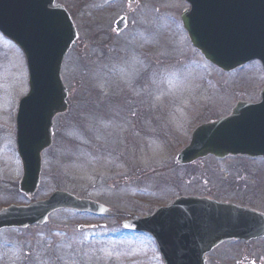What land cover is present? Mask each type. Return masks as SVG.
<instances>
[{
	"label": "rangeland",
	"instance_id": "1",
	"mask_svg": "<svg viewBox=\"0 0 264 264\" xmlns=\"http://www.w3.org/2000/svg\"><path fill=\"white\" fill-rule=\"evenodd\" d=\"M93 1L56 0L72 14L79 39L66 57L62 72L71 97L69 110L55 122V141L45 154L43 175L47 176L54 165L55 176L42 184L41 191H50H39L33 201L19 202L21 197L15 193L22 177L18 155L14 154L16 118L19 104L29 91L28 65L21 49L0 35V177L11 183L6 187L0 180V203L29 204L64 191L101 202L114 215L96 218L61 211L42 228L23 233L4 231L0 234V264H162L151 239L125 233L123 219L143 218L170 204L172 199L161 197L160 187L151 185V178H164L169 166L176 165L177 154L195 128L227 115L237 102H258L264 89V71L258 62L225 74L196 54L180 20L189 8L186 0H135L131 5L129 0H99L104 8ZM121 16L128 18L129 26L116 35L114 23ZM108 81L112 92L117 90L118 98L128 99L131 107L135 106L134 99L149 100V111L156 110V116L148 115L144 126L136 122L122 130L120 123H96L94 118H82L81 122L82 109L93 108L94 101L111 95V88L104 84ZM116 85L120 89L119 85L127 86L125 93L123 88H114ZM133 85L137 92L131 89ZM89 115H95L93 109ZM139 126L151 143L144 152L135 146L137 139L131 138L135 134L131 132ZM78 131L89 140H79L71 147L60 144L62 134L66 142L76 135L71 138L76 142ZM80 142L88 151L75 147ZM68 156L73 160L66 162ZM99 156L109 163L102 164V158L95 161ZM126 158L122 168L115 166ZM213 163L208 159L202 164ZM242 163L264 165V159ZM169 173L173 176L175 172ZM224 173L228 174L226 178H233L230 172ZM4 206L0 205V210ZM82 226L98 228L83 232L78 230ZM233 247L222 248L214 258L221 264H235ZM262 248L261 252L248 249L243 257L261 264ZM46 257L50 259L47 262Z\"/></svg>",
	"mask_w": 264,
	"mask_h": 264
},
{
	"label": "water",
	"instance_id": "2",
	"mask_svg": "<svg viewBox=\"0 0 264 264\" xmlns=\"http://www.w3.org/2000/svg\"><path fill=\"white\" fill-rule=\"evenodd\" d=\"M187 2L191 8L182 15L184 27L192 44L208 61L224 71L255 59L264 66V0ZM53 3L54 0H0V31L20 45L30 71V94L20 104L17 126L25 174L21 190L31 194L39 184L41 153L51 145L53 120L67 110L61 68L65 55L78 38L67 12L62 7H54ZM125 26L123 18L116 24L117 31ZM210 155L217 158L228 155L264 157V91L261 103H239L228 118L200 127L190 146L178 156V161L188 164ZM182 202L184 200H178L172 207L158 210L151 217L129 221L124 227L128 231L152 234L167 256L171 245L165 242L169 238L174 240L170 231L180 225L174 215ZM62 209L94 215L109 212L94 202L56 193L47 202L4 210L0 213V230L43 225L53 212ZM201 217L196 212L191 219L194 223L192 233L205 227L209 234V250L224 241L264 236V216L232 205L213 203L203 219ZM171 219L175 225L168 228ZM253 220L261 222V226H250L248 223ZM180 256L183 258L184 254Z\"/></svg>",
	"mask_w": 264,
	"mask_h": 264
},
{
	"label": "flooded vegetation",
	"instance_id": "3",
	"mask_svg": "<svg viewBox=\"0 0 264 264\" xmlns=\"http://www.w3.org/2000/svg\"><path fill=\"white\" fill-rule=\"evenodd\" d=\"M134 104V107L129 106L128 103L111 105L109 106V112L108 110L102 111V105H100L98 106L99 115L97 119L99 122L121 124L127 121H134L144 126L149 115V104L146 101H135ZM125 110L134 112V115L124 117ZM152 111L154 112V110ZM108 113H110L109 116ZM142 126H139L137 131L134 130L131 132V134L135 133L131 138L137 139L134 143L135 146L138 149H143L144 152L149 147V135L139 131L142 129ZM123 138L131 142L127 135H124ZM131 145L133 146V143ZM228 160H231V158L223 162ZM169 168L167 170L168 176H164L165 178L161 182L158 193L163 198L172 199V203L183 198H202L204 200L221 203H235L242 208L253 210L264 215L263 165L225 164L218 161V163L208 165L202 164L201 162L185 166L176 164L169 166ZM169 171L175 172L171 173L173 176H170ZM224 172H230L233 178H226L228 174H224ZM164 205L169 206L171 203ZM229 246H234L233 248H235L233 252L236 257L233 263L257 264L255 261L246 260L243 255L246 250L251 248L257 250L256 252H261L263 248L260 250L259 248L260 246L264 247V238L251 240L246 243L223 244L207 256L206 264H221L218 258H214V255L217 251L222 248H228ZM161 261L164 264L163 259ZM261 264H264V261Z\"/></svg>",
	"mask_w": 264,
	"mask_h": 264
}]
</instances>
